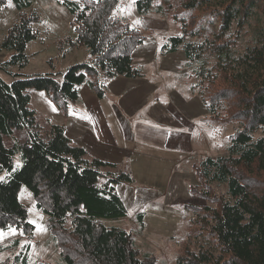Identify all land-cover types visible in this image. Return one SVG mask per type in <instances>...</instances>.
Returning <instances> with one entry per match:
<instances>
[{
	"label": "trees",
	"instance_id": "1",
	"mask_svg": "<svg viewBox=\"0 0 264 264\" xmlns=\"http://www.w3.org/2000/svg\"><path fill=\"white\" fill-rule=\"evenodd\" d=\"M9 0H0V11ZM69 4L74 0H58ZM69 48H86L92 60L72 66L62 81L53 76L14 77L11 89L0 82V232L14 230L15 240L0 252V264H28L35 226L20 200L26 188L37 210L48 217V229L59 249L61 264H156L140 252L132 234L105 221L128 216L117 191L133 185L129 171L104 172L118 166L90 158L62 126L44 135L30 108L29 91L45 92L64 116L79 102L87 85L99 100L107 80L143 77L133 54L146 38L124 18H116L120 0H75ZM263 0H137L141 16H170L180 39L162 47L163 54L182 51L189 70L190 92L201 98L211 127H237L227 137V155L193 165L200 188L190 196L212 204L195 207L190 240L203 243L198 252L186 249L178 264H264V26L251 27ZM41 18L21 11L1 42L13 52L0 70L24 68L26 49L37 38L33 25ZM174 42V41H173ZM14 140L11 146L6 140ZM19 156L20 167L16 168ZM226 187L218 196L214 187ZM205 210V211H204ZM143 227V214L137 215ZM39 264H52L39 262Z\"/></svg>",
	"mask_w": 264,
	"mask_h": 264
},
{
	"label": "rangeland",
	"instance_id": "2",
	"mask_svg": "<svg viewBox=\"0 0 264 264\" xmlns=\"http://www.w3.org/2000/svg\"><path fill=\"white\" fill-rule=\"evenodd\" d=\"M136 2L137 0H120L114 15L116 18H124L146 38L144 44L134 52L137 64L148 74L151 70L161 68L165 76L164 82L156 90V94L145 102L147 110L139 112L138 115L141 116L142 112L148 114L152 108L163 107L169 109L170 114L173 113L175 121L183 122L171 104H174V97L178 95L183 97L187 94L188 87L190 90L189 70L185 67L187 60L182 51L172 54H163L162 52L164 45L174 44L176 39H180V27L170 16L166 17L157 13L141 16L137 11ZM77 8L78 4L75 0L69 4H62L58 0L8 1L6 7L0 11V45L8 31L17 23L21 11L27 14L36 13L40 16L41 21L33 25L37 38L27 46V65L24 68L12 67L10 73L0 70V82L7 90L11 89V83L14 80L12 75H20L23 78L51 75L60 82L68 68L92 60L86 48L80 47L71 50L68 45V39L76 37L72 22L73 12ZM262 26H264V0L260 4V9L256 11L249 30ZM12 55L13 52L3 50L0 46V65L9 62ZM147 63L151 65H146ZM156 65L160 67L156 68ZM149 75L151 78L152 74ZM29 93L31 95L30 108L37 113V121L43 134L47 135L52 126H62L63 115L50 99L49 101L43 99L45 92L29 91ZM199 101L203 104L200 97ZM203 105L201 106L202 115ZM135 113L137 114L136 111ZM204 113L205 117L201 115L202 117L195 122L194 127L187 123L181 124L184 127L189 125L190 128H193L187 140L179 141L174 145L171 143L169 146L164 144V147L161 148L145 146L146 151L152 157V163L145 165L150 171L135 172L138 185H123L125 189H122L124 194L130 191V187L135 192L134 200H128V198L126 200L128 216L116 221H105L107 226L119 227L131 233L137 249L143 254L154 257L156 264H178L187 248L192 252H198L199 248L203 246V243L197 239L191 237L190 240L192 220L196 217V214L191 210L195 207L205 209L204 207L213 205L190 196L191 188H200L199 181L193 172V165L209 157L226 156L227 137L232 135L237 128L234 126L211 127L205 123L204 120L208 117V113L205 110ZM161 117H165L161 118L163 120H169L170 115ZM176 135L185 137L183 132H176ZM13 141L8 139L5 143L7 146H11ZM140 143L143 144V142ZM160 154L163 155L161 159H159ZM157 160L161 162L156 163ZM167 160L169 163L170 160L173 161L178 166L170 171L167 169L170 167ZM127 164H115L118 166L116 169L105 168L103 171L120 172ZM19 167L18 156L16 168ZM155 169L164 171H152ZM6 179L7 174H0V180ZM138 186L144 188L136 189ZM156 186L158 187L155 188ZM214 190L215 194L221 196L226 192V187L215 185ZM154 194L159 195L150 197ZM124 198L126 197L124 196ZM147 198L150 200L159 198V204H146ZM20 200L28 209L30 222L36 228V240L32 244L28 264H39V262L61 264L59 249L48 229V217L37 210L33 196L26 188L22 189ZM138 214L144 215L143 227L136 218ZM15 240H23L16 231L0 232V244H5L8 241V245ZM6 258L7 253L0 252V261H4Z\"/></svg>",
	"mask_w": 264,
	"mask_h": 264
},
{
	"label": "crops",
	"instance_id": "3",
	"mask_svg": "<svg viewBox=\"0 0 264 264\" xmlns=\"http://www.w3.org/2000/svg\"><path fill=\"white\" fill-rule=\"evenodd\" d=\"M133 58L135 66L142 69L137 64L135 53ZM146 65L151 64L147 63ZM158 67L160 66L156 65V68ZM142 72L143 77L137 79L120 76L107 80L105 82L106 96L103 100H99L89 86H82L79 102L70 106V115L68 117L63 116V123H61L65 128L67 137L74 144L84 148L89 156L111 164L125 165L128 163L123 169L132 173L135 181L132 186L138 185L135 172L150 171L145 166L147 163H152V157L145 149L146 145L161 148L164 147V144L169 146L171 143L174 145L179 141L187 140L188 135L192 133L195 122L199 121L200 117H205L204 110L207 112L205 106L199 101V97L191 95L188 87L187 94L183 97L179 95L174 97V104H171L183 122L175 121L173 113L170 114L169 109L163 107L152 108L148 114L142 112L139 116V112L147 110L145 102L156 94V90L161 87L165 78L161 68L149 71V74H152L151 78L144 69ZM44 95L43 99L49 101L47 93ZM202 105L203 115L201 114ZM166 115H170L169 120L161 119L165 118L161 116ZM183 123L192 127L190 128L189 125L184 127L181 125ZM176 132H183L185 137L176 135ZM149 150L151 149L149 148ZM186 152L189 153V151ZM162 157L163 155L160 154L159 159ZM160 162L157 160L156 163ZM167 162L170 165L167 169L170 171L178 166L171 160L170 163L168 160ZM152 171L162 172L164 170L155 169ZM140 188L144 187H136V189ZM122 189H125L123 185L117 187L119 195L128 208L126 200L127 198L134 200L135 192L130 187V191L124 194ZM158 195L154 194L150 197ZM149 203L150 205L159 204V198L156 200L147 198L146 204ZM7 243L8 241L5 244H0V248Z\"/></svg>",
	"mask_w": 264,
	"mask_h": 264
}]
</instances>
